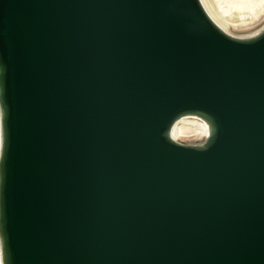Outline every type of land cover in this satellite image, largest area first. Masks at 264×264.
<instances>
[{
    "label": "water",
    "instance_id": "obj_1",
    "mask_svg": "<svg viewBox=\"0 0 264 264\" xmlns=\"http://www.w3.org/2000/svg\"><path fill=\"white\" fill-rule=\"evenodd\" d=\"M205 121L197 144L170 136ZM5 264H264V27L199 0H0Z\"/></svg>",
    "mask_w": 264,
    "mask_h": 264
},
{
    "label": "bare ground",
    "instance_id": "obj_2",
    "mask_svg": "<svg viewBox=\"0 0 264 264\" xmlns=\"http://www.w3.org/2000/svg\"><path fill=\"white\" fill-rule=\"evenodd\" d=\"M215 2L217 4V9H215L216 7L214 8L211 6L207 0H204V2L200 4L210 20L224 32L227 31V26L237 27L249 24L253 22V20L257 18L260 13L264 12L258 7L242 3H226L224 0H215ZM185 117L195 119L185 120ZM178 121L180 123H177ZM201 122L207 124L205 121L194 115H183L179 117L171 126L170 136L173 135V126L175 125V140H179L181 137H189L197 134L201 137V135H204ZM189 131L193 132V134L189 135Z\"/></svg>",
    "mask_w": 264,
    "mask_h": 264
},
{
    "label": "rangeland",
    "instance_id": "obj_3",
    "mask_svg": "<svg viewBox=\"0 0 264 264\" xmlns=\"http://www.w3.org/2000/svg\"><path fill=\"white\" fill-rule=\"evenodd\" d=\"M211 6H213L215 9H217V4L215 0H207ZM214 1V2H213ZM215 3V4H214ZM222 5V4H221ZM264 27V12L260 13L257 18L253 20V22L246 24V25H240L237 27L227 26V33L233 37L237 38H246L251 37L258 33L262 28ZM193 132L189 131V135H192ZM199 135H193L189 137H181L178 141L188 143V144H197L201 143L203 140H199Z\"/></svg>",
    "mask_w": 264,
    "mask_h": 264
},
{
    "label": "snow or ice",
    "instance_id": "obj_4",
    "mask_svg": "<svg viewBox=\"0 0 264 264\" xmlns=\"http://www.w3.org/2000/svg\"><path fill=\"white\" fill-rule=\"evenodd\" d=\"M199 2L202 4L204 2V0H199ZM224 2H226V3H242V4H246V5H251V6L258 7L259 9L264 11V0H224ZM184 119L188 120V119H195V118L185 117ZM177 123H180V122L178 121ZM201 125L203 128V134L208 135V125L204 124L203 122H201ZM174 133H175V125L173 126V135H172V138L175 140L176 136ZM2 139H3L2 131H0V143H2ZM0 228H2V223H0ZM0 264H5V255H4L2 243H0Z\"/></svg>",
    "mask_w": 264,
    "mask_h": 264
},
{
    "label": "built area",
    "instance_id": "obj_5",
    "mask_svg": "<svg viewBox=\"0 0 264 264\" xmlns=\"http://www.w3.org/2000/svg\"><path fill=\"white\" fill-rule=\"evenodd\" d=\"M205 137V135H201V137H199V140H203ZM178 141V140H177ZM180 142V141H179ZM181 143H184V142H181Z\"/></svg>",
    "mask_w": 264,
    "mask_h": 264
}]
</instances>
